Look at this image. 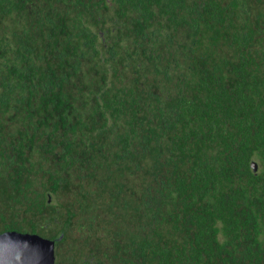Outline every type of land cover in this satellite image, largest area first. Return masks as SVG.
Listing matches in <instances>:
<instances>
[{"label": "trees", "instance_id": "trees-1", "mask_svg": "<svg viewBox=\"0 0 264 264\" xmlns=\"http://www.w3.org/2000/svg\"><path fill=\"white\" fill-rule=\"evenodd\" d=\"M11 231L55 264H264V0H0Z\"/></svg>", "mask_w": 264, "mask_h": 264}, {"label": "water", "instance_id": "water-1", "mask_svg": "<svg viewBox=\"0 0 264 264\" xmlns=\"http://www.w3.org/2000/svg\"><path fill=\"white\" fill-rule=\"evenodd\" d=\"M252 167L256 170V164ZM55 241L16 231L0 234V264H55Z\"/></svg>", "mask_w": 264, "mask_h": 264}]
</instances>
